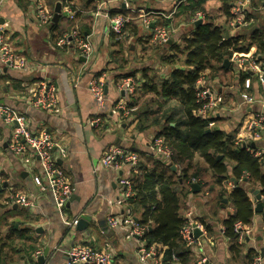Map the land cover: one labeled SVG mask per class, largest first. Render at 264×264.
Segmentation results:
<instances>
[{
  "label": "crops",
  "instance_id": "crops-1",
  "mask_svg": "<svg viewBox=\"0 0 264 264\" xmlns=\"http://www.w3.org/2000/svg\"><path fill=\"white\" fill-rule=\"evenodd\" d=\"M192 1L129 0L126 6L113 0H94L93 8L87 0H76L81 13L70 19L63 10L62 0L56 5L45 0L54 12L61 3L62 12L57 22L53 17L50 23L43 25L37 16L38 0H0V23L6 25L13 48L30 64L28 71H21L0 63V104L13 106L26 116L30 129L46 130L56 142L64 145L68 155L60 158L59 164L76 188L61 214L52 193L41 190L34 182V176L40 174L39 163L25 164L23 157L11 150L13 126L0 118V264H38L35 253L41 250L43 254L46 248L49 253L44 264H67V252L76 244H89L98 250L108 248L113 264H141L137 256L139 238L129 237L126 226L112 227L108 221L110 215L126 213V209L114 201L120 198L123 190L120 177L132 176L135 172L127 165L119 169H94V165L114 144L138 152L141 162L153 167L157 157L151 143L159 128L154 126L140 131L136 119L127 118L116 110L118 100L128 96L115 82L118 75L126 73H132L130 77L140 83L144 81V73L156 79H167L175 66L185 68L184 61L173 65L165 63L163 58L173 53L171 44L183 46L184 38L196 29V16L190 18V11L185 8ZM203 1L205 18L201 23L219 26L225 35L239 36L246 44L251 42L255 32H264V0L250 1L240 13L243 19L240 23L224 12L220 0ZM231 12L235 15L233 9ZM117 15L129 17L131 22L121 42H116L108 29L110 17ZM144 17L151 21L150 28L145 27ZM163 25L169 26L172 37L165 44L156 43L153 29ZM74 28L86 30L90 35L94 55L89 62H85L72 45L57 44L62 34ZM229 60L228 65L215 64L216 69L208 70L200 80L213 94L222 97L212 128L236 135L246 129L257 113L264 112V86L252 74L250 94L257 102L247 103L242 98L246 70L237 58ZM100 73L105 74L108 88L103 107L89 89V82ZM41 80L57 86L60 114H51L29 104L32 90ZM95 120L98 122L93 125L91 122ZM256 148L264 150V138L256 142ZM195 162L202 168L199 181L203 185L194 182L200 186L198 191H194V183L188 186L181 198V213L187 218L192 210L196 220H204L212 226L211 232L204 227L199 236L204 242L201 255L209 264H247L248 250L264 247L262 211H255L250 225L252 236L241 243L240 254L234 255L230 239L223 232V222L233 208L227 201L219 205L220 188L215 184L212 170L201 157ZM228 163L230 167L234 164ZM238 184L248 189L256 206L254 191L261 193V189L248 180L238 181ZM230 186H235L233 181ZM19 194L29 197L34 206L18 203L15 198ZM261 200L264 203L263 195ZM83 213L91 217L90 225L83 231L72 232L69 221ZM191 251L193 263L199 253Z\"/></svg>",
  "mask_w": 264,
  "mask_h": 264
},
{
  "label": "trees",
  "instance_id": "trees-1",
  "mask_svg": "<svg viewBox=\"0 0 264 264\" xmlns=\"http://www.w3.org/2000/svg\"><path fill=\"white\" fill-rule=\"evenodd\" d=\"M57 1L50 0V3L56 5ZM62 1L76 11V16L81 13L76 0ZM220 1L224 12L235 18L231 11L238 0ZM87 2L95 8L92 6L94 0ZM203 3V0H194L185 7L190 11V18L204 11ZM129 23L131 22L125 25L122 34L111 33L116 42H121L126 36ZM57 26L54 24V27ZM163 26L169 28L167 25ZM80 31L83 36L88 35L86 30ZM171 49L173 53L164 56L163 61L173 65L184 61L185 68L175 66L167 79H156L155 76L144 73V81L140 83L137 94L131 97L128 106H139L135 119L140 131L154 126L159 128L156 136L164 138L166 146L172 152V162L167 164L155 159L153 167L149 168L140 161L137 172L131 176L135 195L129 198L126 208L146 228L143 238L148 245H155L159 249L164 264H178L172 260L173 253H176L181 264L192 263L191 248L181 235L182 227L187 221L181 213V198L194 181L202 184L199 181L202 168L195 162L197 157H201L209 165L215 184L220 188L219 205H224L227 200L233 208L223 226L224 234L231 242L230 249L237 256L242 245L238 241L239 234L235 230V224L241 222L250 227L256 212L248 189L240 184L231 187L230 183L247 178L261 189L264 196V161L250 151L249 148H256L253 142L247 145L245 142H238L239 138L247 135L245 128L239 134L227 135L209 126L212 118H203L198 114L203 104L197 96L198 81L208 70H215V64L222 65L225 59L253 56L264 66V32H255L251 42L246 44L239 36L226 37L219 26L208 22L200 23L190 36L184 38L183 46L173 43ZM252 74L254 73L246 70L244 79ZM102 75L100 73L96 77ZM130 76H133L132 73L121 74L117 79ZM172 123L175 125H171ZM229 161L234 163L231 167L228 165ZM173 166L178 169L174 170ZM262 217L264 221V203ZM200 222L207 232L212 231L208 222ZM256 254L255 248L248 250L247 264L252 263Z\"/></svg>",
  "mask_w": 264,
  "mask_h": 264
},
{
  "label": "built area",
  "instance_id": "built-area-1",
  "mask_svg": "<svg viewBox=\"0 0 264 264\" xmlns=\"http://www.w3.org/2000/svg\"><path fill=\"white\" fill-rule=\"evenodd\" d=\"M118 3H124L129 6V0H113ZM252 0H238L234 7L235 19L237 22H242L240 13L244 7ZM37 16L39 22L43 25L50 23L54 17V11L47 7L45 0H38ZM64 12L70 19H75L76 11L70 6L64 5ZM205 15L198 12L194 21L204 19ZM130 21L129 17L117 15L110 17L109 31L122 34L125 25ZM150 20L144 17L143 23L146 28H150ZM7 27L0 23V63L3 66L12 68L14 70L28 71L30 64L26 57L22 56L13 48L10 37L7 33ZM108 31V30H107ZM153 40L156 43L165 44L171 39V31L166 26H157L152 32ZM59 46L72 45L84 58L85 62H89L94 55V45L90 35L83 36L78 28H74L71 32L64 34L58 39ZM239 64L253 72L264 86V66L263 63L257 61L253 56L250 58H237ZM118 89L125 92L128 98H120L116 103V110L122 113L123 116L135 119V114L139 110V106H128V102L133 97L140 85V82L134 77H120L116 80ZM252 79L247 77L244 81V91L242 98L249 104H254L257 99L250 94ZM199 87L197 96L203 102L198 110V114L203 118L212 120L209 126L213 127L215 117L218 112L219 105L222 102V97L213 94L212 89L205 85L202 80L198 81ZM106 87L107 78L105 74L100 77H93L89 82V89L93 96L98 101L100 107H103L106 101ZM29 104L37 109L43 110L51 114H60L61 107L59 104L58 88L54 83L47 80H41L36 83L32 90ZM0 118H3L8 123L12 124L13 132L11 137V150L19 156L23 157L25 164L32 165L39 163L40 174L34 176V182L41 188V190H49L54 202L62 214L64 209L75 193V185L70 176L61 168L59 164L60 158L67 157V151L64 145L59 144L48 131H33L30 129L26 116L16 110L13 106L7 104H0ZM97 120L91 123L97 124ZM247 135L238 139V142H253L256 145L258 140L264 138V112L257 113L246 125ZM151 148L157 159L169 164L172 162L171 150L166 146L164 138L156 136L151 143ZM252 153L259 156L264 161V150L258 148H249ZM141 161V155L128 148H122L117 145L109 146L103 153L102 157L94 165V169L99 167L121 168L122 165L129 166L133 172L137 171L138 165ZM195 182V181H194ZM123 190L120 198L116 199L114 203L126 209V213L122 215H110L108 218L109 224L112 227L124 225L128 228L129 237L139 238V247L137 249V256L141 264H164L163 257L160 255L159 249L155 245H148L143 235L146 228L142 226L136 217H134L126 208L129 198L135 195L133 182L131 176H122L119 179ZM15 200L24 206H34V202L23 194L16 196ZM79 217L69 221L71 228H73ZM204 225L195 220V214L190 210L187 214V221L182 227L181 235L187 246L191 250L198 251V259L192 264H209L206 257L201 255L203 248V240L200 237H195V229L204 232ZM235 230L239 234L238 241L243 243L246 237L252 236V228L243 225L241 222L235 224ZM73 232V231H72ZM224 232V229H223ZM42 254L39 250L35 253L37 258ZM67 264H113V256L110 250H98L89 244H76L67 252ZM172 260L175 263L181 264L176 253L172 254ZM264 257L261 250H257L251 264H263ZM29 264H35L34 262Z\"/></svg>",
  "mask_w": 264,
  "mask_h": 264
},
{
  "label": "water",
  "instance_id": "water-1",
  "mask_svg": "<svg viewBox=\"0 0 264 264\" xmlns=\"http://www.w3.org/2000/svg\"><path fill=\"white\" fill-rule=\"evenodd\" d=\"M61 12H62V5H61V3H58L57 6H56V9H55L54 22H57L58 21L60 15H61ZM201 22H202V19H199L196 24H199ZM226 37H230V35L229 34H226ZM229 63H230V60L229 59H225L224 65H228ZM107 89L108 88L106 87V91H107ZM123 94H124V92H123ZM171 125H175V124L172 123ZM210 130L211 129H208V131H210ZM175 167L176 166H173V169H175ZM244 180L246 181L248 179L245 178ZM233 181H234V185H237L238 184V180H233ZM193 187H194V191L200 190V186L197 183H194L193 184ZM254 193L256 195L255 211L256 212H261L262 211V208H263V203H262V200H261L262 195H261V193H260L259 190H255ZM72 198L73 197H71L70 200H72ZM225 201H227V200H225ZM90 221H91V217H89L85 213L80 214L76 225L73 228H71V231H74V230H76V231H83V230H85L90 225ZM201 234H202V232L198 228L195 229V231H194L195 237H199ZM259 239H262V236H260ZM48 253H49V248H46V250L44 251V253L41 254V255H39L37 257L38 264H44L45 263V259H46V256L48 255ZM261 253H262V256L264 257V247L261 248Z\"/></svg>",
  "mask_w": 264,
  "mask_h": 264
},
{
  "label": "rangeland",
  "instance_id": "rangeland-1",
  "mask_svg": "<svg viewBox=\"0 0 264 264\" xmlns=\"http://www.w3.org/2000/svg\"><path fill=\"white\" fill-rule=\"evenodd\" d=\"M170 29V28H169ZM170 31H171V29H170ZM172 33V32H171ZM172 37V36H171Z\"/></svg>",
  "mask_w": 264,
  "mask_h": 264
}]
</instances>
